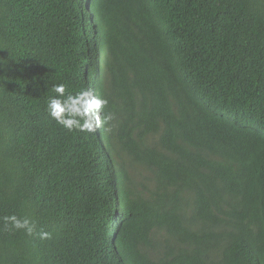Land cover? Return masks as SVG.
Listing matches in <instances>:
<instances>
[{"label": "trees", "instance_id": "1", "mask_svg": "<svg viewBox=\"0 0 264 264\" xmlns=\"http://www.w3.org/2000/svg\"><path fill=\"white\" fill-rule=\"evenodd\" d=\"M108 100L68 131L52 85ZM0 264H264V0H0Z\"/></svg>", "mask_w": 264, "mask_h": 264}, {"label": "clouds", "instance_id": "2", "mask_svg": "<svg viewBox=\"0 0 264 264\" xmlns=\"http://www.w3.org/2000/svg\"><path fill=\"white\" fill-rule=\"evenodd\" d=\"M55 95L46 101V111L55 122L68 131L95 133L104 128L106 132L112 130L114 115L105 112L108 100L94 93L90 88H83L78 92L67 91L65 83L52 85ZM5 230H23L27 236L38 235L41 240L51 239L48 231L36 233V222L28 216L9 214L0 217Z\"/></svg>", "mask_w": 264, "mask_h": 264}]
</instances>
